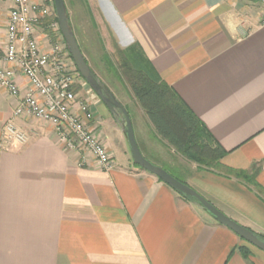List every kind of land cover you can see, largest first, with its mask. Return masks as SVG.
<instances>
[{
  "label": "crops",
  "instance_id": "crops-1",
  "mask_svg": "<svg viewBox=\"0 0 264 264\" xmlns=\"http://www.w3.org/2000/svg\"><path fill=\"white\" fill-rule=\"evenodd\" d=\"M64 1L88 63L96 51L82 47L93 44L79 24L85 14L120 48L138 44L227 150L222 164L255 168L264 188V6L259 0ZM11 6L0 0V53ZM47 36L40 28L41 42L48 43ZM17 83L24 94L27 79L19 76ZM107 86L128 110L148 160L264 235V198L256 189L188 162L156 134L139 104L137 135L129 93L126 100L122 91ZM86 100L92 112L86 123L114 162L109 170L91 153L69 148L50 122L15 117L18 98L0 86V264H264V251L249 247L251 255L244 257L235 232L136 165L107 106L89 94ZM8 121L27 134L26 143L4 147Z\"/></svg>",
  "mask_w": 264,
  "mask_h": 264
},
{
  "label": "built area",
  "instance_id": "built-area-1",
  "mask_svg": "<svg viewBox=\"0 0 264 264\" xmlns=\"http://www.w3.org/2000/svg\"><path fill=\"white\" fill-rule=\"evenodd\" d=\"M10 1L7 42L0 53V86L18 98L14 116L50 122L69 148L89 152L104 169H111L110 153L86 123L92 118L90 104L78 98L77 89L87 83L67 49L54 0ZM259 3L264 6V0ZM40 28L48 34V45L38 37ZM19 76L29 83L22 95ZM27 140V134L13 121L5 124L4 147Z\"/></svg>",
  "mask_w": 264,
  "mask_h": 264
},
{
  "label": "trees",
  "instance_id": "trees-1",
  "mask_svg": "<svg viewBox=\"0 0 264 264\" xmlns=\"http://www.w3.org/2000/svg\"><path fill=\"white\" fill-rule=\"evenodd\" d=\"M117 49L119 65L115 71L125 80L156 134L188 160L210 171L239 179L264 198V188L257 182L255 168L249 172L222 164L227 150L216 141L174 87L162 79L141 47L134 44L122 49L117 45ZM107 63L112 66L110 60ZM238 250L246 258L251 255L246 245H240Z\"/></svg>",
  "mask_w": 264,
  "mask_h": 264
},
{
  "label": "water",
  "instance_id": "water-1",
  "mask_svg": "<svg viewBox=\"0 0 264 264\" xmlns=\"http://www.w3.org/2000/svg\"><path fill=\"white\" fill-rule=\"evenodd\" d=\"M54 4L60 29L65 39L67 49L69 50L78 71L80 72L86 83L89 85V87L107 106V108L110 110L117 123L119 124L120 128L126 135L134 163L147 172L157 176L163 182L176 190L181 196L192 202L200 209L207 212L218 223L231 229L241 239L264 251V237L262 235L241 225L240 223L226 215L196 189H194L187 183L177 179L165 168L154 164L143 155L136 140L132 119L128 110L87 62L77 41L74 30L71 26L70 17L65 5V1L54 0Z\"/></svg>",
  "mask_w": 264,
  "mask_h": 264
},
{
  "label": "rangeland",
  "instance_id": "rangeland-1",
  "mask_svg": "<svg viewBox=\"0 0 264 264\" xmlns=\"http://www.w3.org/2000/svg\"><path fill=\"white\" fill-rule=\"evenodd\" d=\"M81 9H83L85 12H88V10L85 8H81ZM82 21H83V23H79V24H84L86 26V27L84 26L85 27L84 31L86 32L87 36H89V39H86L87 40L86 42H88V44H89V41L93 42L92 47H90V45H87V43L82 44V47H83V49L86 48V50L88 48L90 51L91 50L94 51V49L96 51L94 54L91 55L92 57H94L93 58L94 61L91 59V61H89V65L91 66V68L93 67V69L96 71V73H98V75H100V78L105 83H107V85H109L112 89H114V91H117L118 93H120V91H122V93L119 94L121 96V98L124 99V97L122 96L124 94L126 100H128L127 94L129 93L128 96H130L131 101L134 102V104L129 102V109L132 112L133 119L136 123L137 135H138V113H137L138 112V103L134 99V97L131 95V93L129 92V89H128L127 84L125 83V80L115 71V70H117V67L119 65V53H118V49H117V43L114 41L113 38H110L107 35L106 36L102 35V32L97 30V26H98L97 22L92 21V23H91V21H89L88 18H86V14L83 16ZM76 35H78V32H76ZM81 37L82 36L79 35V39H80L79 41L84 43ZM42 43H44V42H42ZM47 44L48 43H44V45H47ZM87 56H90V54L89 55L87 54ZM95 57H96V60H95ZM109 60H110V63L112 64V66H110V64L107 63V61L109 62ZM77 90H78L77 91L78 98L83 99L86 102H87L86 97L88 94L91 95V97H95V98H98L99 100H101L96 95V93L89 87L88 84L86 85V87H84V88L81 87ZM169 148H171V147L169 146ZM175 152L178 153L179 155L183 156L182 154H180L176 150H175ZM184 158L188 162H192V161L188 160L186 157H184ZM195 164H197V163H195ZM167 169H169V168H167ZM242 244H244V245H246L252 249L258 250V249H256V247H254L253 245L249 244L248 242H246L244 240H242Z\"/></svg>",
  "mask_w": 264,
  "mask_h": 264
}]
</instances>
